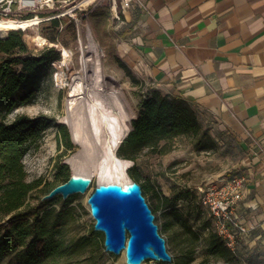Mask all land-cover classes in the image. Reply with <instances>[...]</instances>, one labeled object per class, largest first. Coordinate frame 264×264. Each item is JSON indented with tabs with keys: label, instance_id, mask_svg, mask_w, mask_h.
Wrapping results in <instances>:
<instances>
[{
	"label": "crops",
	"instance_id": "1",
	"mask_svg": "<svg viewBox=\"0 0 264 264\" xmlns=\"http://www.w3.org/2000/svg\"><path fill=\"white\" fill-rule=\"evenodd\" d=\"M119 9L115 55L145 89L186 100L244 175L248 232L229 264H264V0H139Z\"/></svg>",
	"mask_w": 264,
	"mask_h": 264
},
{
	"label": "rangeland",
	"instance_id": "2",
	"mask_svg": "<svg viewBox=\"0 0 264 264\" xmlns=\"http://www.w3.org/2000/svg\"><path fill=\"white\" fill-rule=\"evenodd\" d=\"M83 1L85 0H69L56 6L53 11L42 10L37 14V17L46 19ZM94 3H97V5L87 16H82L86 13L84 6L78 11L80 21L78 30L67 16L59 20L63 26L61 31L57 30L58 22L56 21H42L37 26L22 30L23 39L30 54L39 52L38 45L42 40H38L39 43H36L34 39L41 36L52 42L57 41L61 47L69 50L72 54V61L62 67V72L68 79L66 86L63 88L58 87L54 79V73L61 71L60 65L57 63L55 68L52 67L50 78L44 79L35 96L27 104L17 107L8 117L9 120L20 114L30 117L43 114L53 118L57 124L61 123L60 119L66 115V98L71 77L81 67V48L78 42V34L85 47L87 44L86 34L89 30L102 54V64L105 72L117 79L133 108L135 114L133 120L136 118L140 98L146 89L143 84L134 83L117 63L116 46L129 33L125 32L123 18L119 15V9L121 8L119 7L117 10V19L110 10V0H91L86 6L87 12L90 11ZM33 16L20 15L14 17L8 15L7 19L23 20L25 17L30 19ZM7 32L0 29V38L5 37ZM4 58L6 56L0 53V61ZM24 93L25 91L22 90L20 95L22 96ZM60 125L65 127L72 148L66 147L64 140L60 137L58 128L51 127L46 131L39 147L32 149L23 158L26 173L25 181L27 183H37L38 185L36 189L29 193L26 199V204L30 206L38 204V198L44 193L46 187L56 180L60 166L67 167L68 176L73 173L66 159L77 149V146L71 140L67 125L63 123ZM238 158L239 152L233 144L228 146L217 145L214 151L197 152L188 138L176 140L174 149L166 155H153L146 149L136 155V165L133 168L132 166L129 167L128 175L130 178L131 174L135 175L139 184L146 185L147 189L143 190V196L153 210L154 222L157 224L160 234L165 238L166 247L171 256L182 249H186L188 236L185 227L187 226L200 234V239L194 249V261L191 264H200L205 260L217 264H229L216 261L207 255L208 230H203L201 224L203 221L209 220V216L200 203V196L205 186L214 179L236 173ZM131 180L135 181L132 178ZM96 184V181H92L91 188L84 194H73L66 199H58L42 215L44 224L50 226L56 213L67 210L65 224L58 231L55 238L66 244L74 243L83 238L88 241L84 248L74 254L60 257L59 264H126L124 252L114 255L104 250L103 234L101 232H98L99 235L96 238L91 236L95 221L90 214L87 199ZM182 190H189L193 195L192 198L179 201L171 200L170 207L167 206L164 200L166 198L171 199L175 192ZM175 213L181 217L180 221L175 220ZM12 214L13 212L5 213L4 210L0 209V224L7 227ZM0 264H20L18 250H9L0 256ZM42 264L51 263L45 259ZM141 264L169 263L146 260Z\"/></svg>",
	"mask_w": 264,
	"mask_h": 264
},
{
	"label": "trees",
	"instance_id": "3",
	"mask_svg": "<svg viewBox=\"0 0 264 264\" xmlns=\"http://www.w3.org/2000/svg\"><path fill=\"white\" fill-rule=\"evenodd\" d=\"M0 53L6 56L0 61V209L5 213L13 212L7 227L0 224V256L9 250H18L20 264H42L45 259L51 264H59L60 257L74 254L88 242L83 238L66 244L55 238L65 224L67 210L56 213L50 226L43 222L44 212L62 197L56 196L44 201H41V197L68 179L67 167L60 166L56 180L46 187L38 198V204L30 206L26 204V199L38 185L25 181L23 158L32 149L39 147L49 128H58L60 137L70 149L72 145L69 135L63 125L43 114L32 117L20 114L11 120L8 117L17 107L27 104L44 79L50 78L53 69L51 64L60 58V54L54 48L30 54L22 30H8L6 36L0 38ZM117 63L134 83L140 84L118 58ZM22 90L25 93L21 96ZM180 138L190 139L197 152H209L217 148L215 140L202 128L195 111L186 100L147 88L140 98L132 130L121 143L118 155L132 161L133 168L136 155L142 150L146 149L153 155H166L174 149L176 140ZM131 178L139 184L135 175L131 174ZM139 185L143 194L146 185ZM192 196L189 190H182L164 201L170 207L171 200H188ZM174 216L175 220H181L177 213ZM201 228L208 230L207 255L216 261L233 262L235 255L212 231L210 219L203 221ZM185 229L188 236L186 249L171 256L169 264H191L194 261V249L200 234L191 227L186 226ZM98 235V232L91 231L92 237ZM200 264L217 263L205 260Z\"/></svg>",
	"mask_w": 264,
	"mask_h": 264
},
{
	"label": "bare ground",
	"instance_id": "4",
	"mask_svg": "<svg viewBox=\"0 0 264 264\" xmlns=\"http://www.w3.org/2000/svg\"><path fill=\"white\" fill-rule=\"evenodd\" d=\"M39 22V18L1 19L0 29L26 30ZM86 38L85 47L80 41L81 67L71 77L66 115L60 119L69 128L71 140L77 146L66 162L74 174L91 177L93 182L124 184L131 180L128 175L131 162L120 158L117 152L132 130L135 114L117 79L105 72L102 54L90 30ZM67 80L60 72L58 87L66 86Z\"/></svg>",
	"mask_w": 264,
	"mask_h": 264
},
{
	"label": "water",
	"instance_id": "5",
	"mask_svg": "<svg viewBox=\"0 0 264 264\" xmlns=\"http://www.w3.org/2000/svg\"><path fill=\"white\" fill-rule=\"evenodd\" d=\"M91 182V177L72 173L65 182L43 195L41 201L84 194ZM87 204L95 221L93 230L103 234L106 252L114 255L124 252L126 264H141L146 260L171 262L166 240L160 235L155 216L137 182L97 183Z\"/></svg>",
	"mask_w": 264,
	"mask_h": 264
},
{
	"label": "built area",
	"instance_id": "6",
	"mask_svg": "<svg viewBox=\"0 0 264 264\" xmlns=\"http://www.w3.org/2000/svg\"><path fill=\"white\" fill-rule=\"evenodd\" d=\"M67 1L69 0H0V20L7 19L8 15H13L14 17L20 15H34L33 18H38L37 14L42 10L53 11L56 6L66 3ZM90 2L91 0H85L78 5L72 6L68 10H63L60 13L47 17L46 19L39 20L40 22L56 21L58 22L57 30L61 31L63 26L59 20L62 17L67 16L78 30L80 24L78 11L84 6L86 13L84 15L82 14V16H87L97 5V3H94L90 11L87 12L86 6H88ZM139 3V0H110V10L114 17L118 19L116 13L119 7L121 9H127L131 7V5ZM33 18L31 17L30 19ZM10 20L22 21L19 19ZM23 20H28V18L25 17ZM78 37L80 46L79 34ZM38 40H42L38 45L40 48L39 51L47 48H55L58 50L61 57L59 59L61 60L59 61L58 59L57 61L52 62L51 66L55 68L56 64L59 63L61 69L60 72H62V67L72 61V54L66 48L61 47L57 41L52 42L46 37L41 36H37L34 39L36 43H39ZM64 52H67L66 56L64 55ZM60 72L54 73V79L56 82L57 78L60 76ZM245 182L246 178L244 175L240 174L218 177L205 186L200 196V203L208 213L212 231L222 240L225 247L231 252L235 250L239 239L249 230L245 224L235 217V209L242 199Z\"/></svg>",
	"mask_w": 264,
	"mask_h": 264
}]
</instances>
